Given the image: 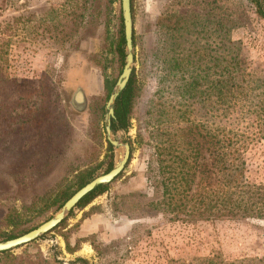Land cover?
Segmentation results:
<instances>
[{
  "label": "rangeland",
  "instance_id": "374dc122",
  "mask_svg": "<svg viewBox=\"0 0 264 264\" xmlns=\"http://www.w3.org/2000/svg\"><path fill=\"white\" fill-rule=\"evenodd\" d=\"M130 5L132 71L139 91L128 130L116 133L130 143L129 160L86 207L10 250L0 264H71L76 257L88 264H202L208 258L264 263L262 220L188 225L170 221L162 207L152 208L162 198L149 171L144 131L155 109L170 111V105L160 107L168 97L159 82L160 56H154L163 33L174 48L180 43L184 50L213 56L222 16L230 39L242 43L259 74L264 72V21L246 0H130ZM119 28L122 32L119 0H0V46L6 50L9 85L30 91L34 101L28 119L23 109L15 110V118L0 119V226L7 208L19 230L38 226L58 209L55 191L77 186L78 172L104 174L105 139L97 132L101 127L104 138V105L121 70L113 55ZM200 105L196 109L203 114ZM109 154L112 166V148ZM245 157L249 181L264 184V142L251 146ZM9 230L0 227V234Z\"/></svg>",
  "mask_w": 264,
  "mask_h": 264
},
{
  "label": "trees",
  "instance_id": "16d2710c",
  "mask_svg": "<svg viewBox=\"0 0 264 264\" xmlns=\"http://www.w3.org/2000/svg\"><path fill=\"white\" fill-rule=\"evenodd\" d=\"M246 1L252 6L255 17L264 21V0ZM216 34L213 56L204 50H184L180 43V46L172 47L166 32L154 53L155 58L160 56L156 61L162 75L159 82L168 97L167 102H160V107L170 105V111L161 112L157 108L145 120L149 171L155 177L162 198L152 208L162 207L170 215V221L188 225L220 220L264 221V184L249 181L245 157L251 146L264 142V72L260 70L258 74L244 56L242 43L230 39L229 28L222 16ZM2 47L0 119L15 118V110L23 109L26 120L34 101L30 99V91L10 87L6 75V50ZM113 55L121 68L124 58L121 28L113 44ZM138 89V79L132 71L113 105L114 118L110 120L113 134L128 130ZM200 102L203 114L196 109ZM70 108L69 114L73 115V108ZM101 129L98 128L97 134L104 139ZM137 137L140 138L139 132ZM104 144L103 173H106L111 168V147L105 140ZM129 148L131 154L130 143ZM94 177L91 170L78 172L75 176L78 184L71 192L55 191V208ZM105 190L106 185L97 186L82 197L74 209H83ZM14 217L7 208L0 227H10V230L0 234V241L13 239L36 227L19 230ZM63 223L64 220L50 231ZM9 256V251L0 252L3 261ZM71 264L88 263L76 257ZM202 264L224 263L219 258H208L202 260Z\"/></svg>",
  "mask_w": 264,
  "mask_h": 264
},
{
  "label": "water",
  "instance_id": "95a60500",
  "mask_svg": "<svg viewBox=\"0 0 264 264\" xmlns=\"http://www.w3.org/2000/svg\"><path fill=\"white\" fill-rule=\"evenodd\" d=\"M119 10L122 26L124 58L120 73L107 96L102 117L104 139L113 149L112 166L106 173L94 177L89 182L78 188L69 198L65 200V202H63V204L50 218L18 237L10 240L0 241V252L13 250L49 232L67 217L68 213L74 209L75 205L82 197L94 190L97 186H105L112 182L123 170L125 164L128 161L130 154L128 143L122 141L110 130V120L114 118V102L119 93L124 89L130 77L135 59L132 40L133 28L130 12V0H119Z\"/></svg>",
  "mask_w": 264,
  "mask_h": 264
}]
</instances>
